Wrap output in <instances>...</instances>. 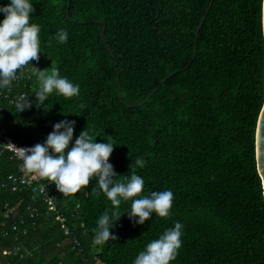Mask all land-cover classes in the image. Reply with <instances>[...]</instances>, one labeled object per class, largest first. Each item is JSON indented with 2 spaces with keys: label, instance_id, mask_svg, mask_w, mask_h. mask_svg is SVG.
<instances>
[{
  "label": "trees",
  "instance_id": "1",
  "mask_svg": "<svg viewBox=\"0 0 264 264\" xmlns=\"http://www.w3.org/2000/svg\"><path fill=\"white\" fill-rule=\"evenodd\" d=\"M211 1L28 0L30 25L40 29L35 67L48 69L53 60L80 91L71 98L50 94L45 110L33 104L19 118L16 102L0 98V134L31 147L43 143L56 122L74 121L73 139L86 128L97 142L110 140L114 171H135L147 192L170 188L173 205L168 217L153 214L139 225L124 214L130 202H122L111 230L116 239L97 246L96 220L112 205L103 193L91 192L94 180L71 197L51 184L57 212L40 218L27 211H46L31 190L17 195L0 189V210L23 200L19 217L0 225V264H132L175 221L183 225L182 246L171 264H264L256 158L264 106V0H213L196 38ZM61 27L69 33L65 43L53 38ZM35 90V81L25 79L13 85L10 98L24 93L31 102ZM137 156L145 160L142 167ZM20 164L0 138V185ZM58 213L75 229V250Z\"/></svg>",
  "mask_w": 264,
  "mask_h": 264
},
{
  "label": "clouds",
  "instance_id": "2",
  "mask_svg": "<svg viewBox=\"0 0 264 264\" xmlns=\"http://www.w3.org/2000/svg\"><path fill=\"white\" fill-rule=\"evenodd\" d=\"M0 13L4 15L0 20V93L11 92L17 81H35L36 90L32 92L35 100L30 102L28 95L21 93L16 98L15 116L19 118L33 104L45 110V101L53 93L65 98L78 96L80 85L60 75L53 60L50 69L35 67L42 53L39 46L40 29L30 25L34 12L28 0H8L0 4ZM68 36L67 29L61 27L53 38L57 43H65ZM74 127V121H58L43 143L15 148L22 159L21 169L47 179L63 196L71 197L95 181L91 192L97 195L103 193L112 208L106 209L96 220L93 244L100 246L116 239L111 230L122 216L119 214L122 202H130V210L124 214L135 224L143 225L153 214L160 218L170 215L173 205L170 188L147 192L143 177L135 171L118 175L109 162L116 146L110 140L97 142L86 128L73 139ZM144 163L143 157H136V165L142 167ZM118 176L121 179H116ZM260 198L264 200V190ZM182 228V223L175 221L158 238L148 242L132 264H171L182 246Z\"/></svg>",
  "mask_w": 264,
  "mask_h": 264
},
{
  "label": "built area",
  "instance_id": "3",
  "mask_svg": "<svg viewBox=\"0 0 264 264\" xmlns=\"http://www.w3.org/2000/svg\"><path fill=\"white\" fill-rule=\"evenodd\" d=\"M21 81H17L14 85L20 84ZM12 91V90H11ZM10 93L7 94L0 93V98L9 99L10 102L13 104L16 102V97L10 98ZM24 94V93H23ZM25 95V94H24ZM1 110V108H0ZM1 138V147L4 151H8L11 153L12 158H16L22 163V159L19 156V153L17 152L16 148H27L25 146L19 145L12 137L9 135H6L5 132L0 134ZM16 147V148H15ZM47 179L41 178L37 175H34L28 171H24L19 167L18 172L13 175L11 178H8L7 181H4L0 185V189L4 191H10L12 193H21L22 191L31 190L32 195L34 198H41V203L45 207L46 211L40 210V208H34L31 209V207H28L27 211L30 212V217H41L44 215V213H56L57 212V206L59 202V198L55 193H51L49 190V187L51 186V183H49ZM57 191V190H56ZM23 203L22 199H19L15 204H11L9 202H5L3 205V210H0V221L2 224L1 226L5 225L6 220L12 218V217H19V207ZM57 220L60 223V226L62 230L64 231V234L73 239L74 245L72 247L73 250L77 247V236L75 234V229L68 223V219L65 215L57 214ZM17 219V218H16ZM20 220V219H19ZM24 219L20 220L21 223ZM18 222H15L13 224L12 230L16 231L18 229ZM9 233L6 232V235ZM26 233V231H25ZM12 252L17 253L18 249L15 250H7L4 252V254H11ZM8 264H11L10 262Z\"/></svg>",
  "mask_w": 264,
  "mask_h": 264
},
{
  "label": "water",
  "instance_id": "4",
  "mask_svg": "<svg viewBox=\"0 0 264 264\" xmlns=\"http://www.w3.org/2000/svg\"><path fill=\"white\" fill-rule=\"evenodd\" d=\"M213 5V0L211 1V4L205 14V16L203 17L201 23L199 24L197 30H196V38L198 37L199 35V32L207 18V15L211 9ZM263 32H264V2H263ZM196 52H197V49H196V45H195V49H194V57L196 56ZM154 94L151 93V95L148 96V98L141 104H139V106H143L151 97L152 95ZM119 95H120V98H122V94L121 92L119 91ZM256 158H257V166H258V172H259V175L262 179V184H263V190H264V106H263V109L261 111V114H260V117H259V120H258V125H257V131H256Z\"/></svg>",
  "mask_w": 264,
  "mask_h": 264
},
{
  "label": "rangeland",
  "instance_id": "5",
  "mask_svg": "<svg viewBox=\"0 0 264 264\" xmlns=\"http://www.w3.org/2000/svg\"><path fill=\"white\" fill-rule=\"evenodd\" d=\"M50 64H49V68L48 69H50L51 67H52V62H49ZM54 67H55V64H54Z\"/></svg>",
  "mask_w": 264,
  "mask_h": 264
}]
</instances>
